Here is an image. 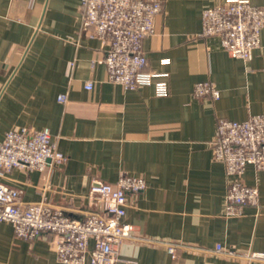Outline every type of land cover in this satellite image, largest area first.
<instances>
[{"label": "crops", "instance_id": "crops-1", "mask_svg": "<svg viewBox=\"0 0 264 264\" xmlns=\"http://www.w3.org/2000/svg\"><path fill=\"white\" fill-rule=\"evenodd\" d=\"M224 1L163 0L143 41L146 70L167 75L168 93L159 96L154 85L127 90L108 81L103 43L82 29L81 0H0V142L14 127L48 128L67 156L0 180L25 202L46 200L82 218L100 208L90 200L95 180L141 176L147 187L130 194L124 217L134 238L120 245L118 264H264L208 251L264 252V169L244 175L259 188L258 205L226 215L225 166L210 146L220 118L264 113V29L250 60L218 36H200L203 10ZM250 2L264 8V0ZM199 81L213 82L219 98L196 97ZM50 238H19L0 220V264H65Z\"/></svg>", "mask_w": 264, "mask_h": 264}, {"label": "built area", "instance_id": "built-area-1", "mask_svg": "<svg viewBox=\"0 0 264 264\" xmlns=\"http://www.w3.org/2000/svg\"><path fill=\"white\" fill-rule=\"evenodd\" d=\"M81 4L82 29L99 37L104 45L102 62L108 81L127 90L154 85L157 95H167V75L146 70L148 58L143 47L144 38L154 32L155 17L163 10V0H81ZM263 29L264 8L250 0H225L203 10L200 36H218L230 54L250 60L261 44ZM86 88H92V84L87 83ZM193 93L198 98L220 96L211 81L197 82ZM59 100L64 102L66 96L60 94ZM210 146L214 160L225 166V214H240L245 206L258 205L259 188L246 183L244 175L249 166L258 171L264 169V113L251 114L245 120L220 118ZM66 161L67 156L58 150L48 128L14 127L6 131L0 142L1 176L14 168L44 171ZM146 187L143 177L128 174L115 182L95 180L90 200L99 203L100 208L76 218L46 200L25 202L21 189L0 180V220L12 223L19 238L32 240L49 235L62 263L118 264L123 260L120 245L134 238L133 226L124 221L129 196ZM165 246L175 257L177 246ZM208 251L247 262H264V252H239L221 244Z\"/></svg>", "mask_w": 264, "mask_h": 264}]
</instances>
